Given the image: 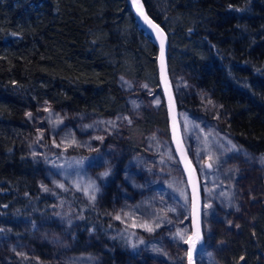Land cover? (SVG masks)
<instances>
[{"label": "trees", "instance_id": "16d2710c", "mask_svg": "<svg viewBox=\"0 0 264 264\" xmlns=\"http://www.w3.org/2000/svg\"><path fill=\"white\" fill-rule=\"evenodd\" d=\"M143 1L168 34L170 71L186 68L228 113L220 129L264 157V0ZM156 55L126 0H0V232L23 235L14 225L50 218L57 196L40 190L37 157L23 148L29 127L23 112L51 101L82 115L125 114L129 105L117 75L144 78L159 89ZM64 196L78 221L72 252L90 236L101 242L95 250L110 258L126 246L119 235L115 248L108 245L118 221L76 194ZM263 222L260 213L239 240L233 264H258ZM16 264L46 263L22 258Z\"/></svg>", "mask_w": 264, "mask_h": 264}, {"label": "rangeland", "instance_id": "374dc122", "mask_svg": "<svg viewBox=\"0 0 264 264\" xmlns=\"http://www.w3.org/2000/svg\"><path fill=\"white\" fill-rule=\"evenodd\" d=\"M171 78L184 141L203 188L204 246L197 264H233L239 240L264 214V157L220 129L228 113L186 68L172 70ZM117 85L129 105L125 114L82 115L51 101L23 112L29 126L23 148L37 157L40 190L57 196L50 218L14 225L23 235L0 232V264L22 258L46 264H186L189 193L171 146L162 94L126 73L117 75ZM76 149L84 154H66ZM105 171L108 176L101 175ZM65 194L78 195L118 221L108 245L115 248L119 235L126 246L110 258L95 250L101 242L88 234L72 252L78 221ZM39 244L52 250L41 251ZM255 259L264 264V243Z\"/></svg>", "mask_w": 264, "mask_h": 264}, {"label": "water", "instance_id": "95a60500", "mask_svg": "<svg viewBox=\"0 0 264 264\" xmlns=\"http://www.w3.org/2000/svg\"><path fill=\"white\" fill-rule=\"evenodd\" d=\"M142 6L144 15L137 11V7L133 0H126L127 5L131 9L132 15L138 27L147 34L155 46L157 47L156 67L159 89L163 97L166 120L171 146L173 148L176 159L182 170L184 181L189 193V223L190 233L186 240L195 239L198 234L200 242L195 245L192 251V264H197L198 254L204 246L203 234V188L199 172L195 163L193 162L187 146L184 141L182 126L180 121V108L176 97L174 85L171 78V71L169 68V37L165 29L160 23L153 19L144 4L143 0H138ZM144 16H147L153 24L158 25V29L153 28L148 24ZM163 43V56L161 55V44ZM195 208V211H194ZM187 252L191 245L185 243ZM186 264H189L188 255L186 257Z\"/></svg>", "mask_w": 264, "mask_h": 264}, {"label": "snow or ice", "instance_id": "6c2138e0", "mask_svg": "<svg viewBox=\"0 0 264 264\" xmlns=\"http://www.w3.org/2000/svg\"><path fill=\"white\" fill-rule=\"evenodd\" d=\"M134 4L136 5L137 7V11L141 14V15H144L143 14V11H142V6L139 4L138 0H133ZM144 19L145 21L150 24L153 28H156L158 29V25H155L152 23V21L147 17V16H144ZM161 55L163 56V43L161 44ZM157 103H159V101H157ZM29 116H31V113L28 114ZM229 143H231V141H229ZM233 149L236 148L235 145L232 146ZM208 167H211V164L208 165ZM102 176H108L109 175V172L108 171H105L103 173H101ZM61 187H63V185H60ZM94 187V185H93ZM48 189L45 188V191H47ZM92 199H95V197H91ZM194 211H195V208H194ZM119 218V217H117ZM238 227V226H237ZM149 231H152L151 228H148ZM181 239H183V236L181 235L180 236ZM185 243H189L191 245V247L189 248L188 252H187V255H188V258H189V264H192V251L193 249L195 248V245L198 244L200 242V237L199 235L197 234L196 235V238L193 240V239H189V240H185L184 241ZM141 243H143V241H141ZM243 259V258H241Z\"/></svg>", "mask_w": 264, "mask_h": 264}, {"label": "bare ground", "instance_id": "6f19581e", "mask_svg": "<svg viewBox=\"0 0 264 264\" xmlns=\"http://www.w3.org/2000/svg\"><path fill=\"white\" fill-rule=\"evenodd\" d=\"M169 56V55H168Z\"/></svg>", "mask_w": 264, "mask_h": 264}]
</instances>
